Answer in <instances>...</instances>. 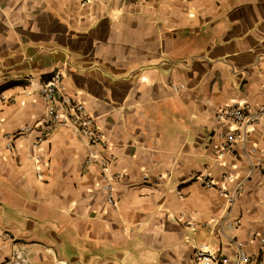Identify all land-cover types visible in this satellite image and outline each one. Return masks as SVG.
Here are the masks:
<instances>
[{"label": "crops", "instance_id": "0c3cea01", "mask_svg": "<svg viewBox=\"0 0 264 264\" xmlns=\"http://www.w3.org/2000/svg\"><path fill=\"white\" fill-rule=\"evenodd\" d=\"M57 69L104 142L17 134ZM230 103L264 105V0H0V264L15 242L30 264H194L232 240L264 264V117L221 153Z\"/></svg>", "mask_w": 264, "mask_h": 264}, {"label": "built area", "instance_id": "2783aa9c", "mask_svg": "<svg viewBox=\"0 0 264 264\" xmlns=\"http://www.w3.org/2000/svg\"><path fill=\"white\" fill-rule=\"evenodd\" d=\"M39 93L45 102V111L41 121L31 126L25 125L20 127L17 134L30 133L38 129L41 136L44 137L59 125H69L75 133L87 138L90 143H102L105 141L95 118L87 111L83 102L79 99L68 98L64 93V87L61 83V71L59 69L40 82ZM263 117L264 105L254 108L249 104L230 103L219 107L216 112L217 122L234 126L226 128L224 133L225 144L223 149H219L220 152H232V145L244 140V132H246L247 127L255 125ZM90 162L87 159L83 165H87ZM108 165V161H101L103 169H106ZM205 185L211 186L212 184L205 181ZM102 190L106 193L107 203L114 207L116 202L111 183L104 184ZM239 190V185L228 193H224L222 189H219V193L225 196L228 207L235 203ZM178 220L182 221L183 219L179 218ZM185 224L192 229L195 227L191 221H186ZM0 235H4V232L1 230ZM260 242L263 244V240H260ZM232 244L236 249V253L232 258L200 247L193 251L192 260L194 264H255V258L245 250L241 241L232 240ZM1 264H30L26 247L23 244L15 242L12 254ZM60 264L63 263L60 262Z\"/></svg>", "mask_w": 264, "mask_h": 264}]
</instances>
